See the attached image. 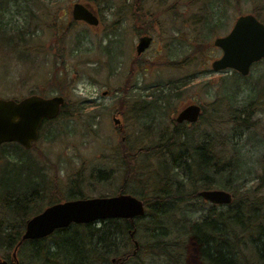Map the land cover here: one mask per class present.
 <instances>
[{"label": "rangeland", "instance_id": "1", "mask_svg": "<svg viewBox=\"0 0 264 264\" xmlns=\"http://www.w3.org/2000/svg\"><path fill=\"white\" fill-rule=\"evenodd\" d=\"M74 1L0 0V31L5 36L0 38V97L62 92L67 100L65 113L46 123L37 147L28 150V156L46 170L53 187L56 183L62 193H69L74 189L73 178L82 172L80 187L86 196L115 194L124 179V145L140 149L155 143L160 131L170 134L178 111L192 102L203 106L196 122L200 127L227 135L225 125L213 127L210 121L225 118L230 109L241 111L252 101L257 102L250 114L252 125L236 129L227 141L228 148L231 143L240 155L235 184L252 190L262 186L264 59L249 74L239 73L242 76L237 80L233 69L211 67L222 54L214 38L227 34L237 16L251 12V0H207L205 4L197 0H80L97 10L99 26L70 25ZM141 7L147 19L140 14L139 19L135 17L134 11ZM207 12L212 13L207 23L197 22ZM220 16L224 26L215 34L207 26ZM142 25L150 30L143 32ZM144 33L151 34L153 41L137 57L135 46ZM198 43L202 52L195 48ZM134 61L138 66L132 69ZM158 83L163 88L170 83L181 85L164 89L179 96L172 97L168 108H153L155 102L148 117L137 100L159 95ZM125 89L129 96L120 99ZM17 159V153L0 157L1 186L18 182V164L14 169L6 162ZM153 160L139 157L138 164L154 165ZM141 184L131 186L138 190ZM196 255L192 248L188 264H201Z\"/></svg>", "mask_w": 264, "mask_h": 264}, {"label": "trees", "instance_id": "2", "mask_svg": "<svg viewBox=\"0 0 264 264\" xmlns=\"http://www.w3.org/2000/svg\"><path fill=\"white\" fill-rule=\"evenodd\" d=\"M197 1L205 4L207 0ZM251 2V12L264 21V0ZM134 12L137 19L139 14L147 19L142 7ZM210 14L205 13L197 22L206 24ZM221 17L207 26L209 31L216 34L218 28L224 26ZM71 22L76 21L71 19L70 25ZM142 26L143 32L150 30ZM4 37L0 31V38ZM19 37L23 39L21 34ZM195 48L201 49V43ZM135 61L132 69L138 66ZM233 71L236 80L242 76ZM161 84H156L159 95L154 98L138 97L148 117L152 116L149 109L155 102L158 103L153 108H168L172 97L179 96L177 92L173 94L164 89L181 88V85L170 83L163 88ZM126 94L128 98L125 89L120 99L125 100ZM66 104L56 119L44 122L42 129L65 113ZM256 104V101L249 102L241 111L230 109L225 118L210 121L213 127L225 125L227 135L218 129L208 131L198 123L187 127L175 123L170 134L160 131L153 144L140 149L124 145L121 153L124 179L115 193H130L141 198L147 209L145 215L72 223L35 240L22 238L30 216L55 201L88 197L80 187L82 172L71 182L74 189L64 194L56 183L52 186L46 170L28 156V150L18 143L0 145L1 158L17 153L16 161L6 162L12 163L14 169L17 163L20 171L16 185H0L1 256L11 263L12 251L17 247L20 264H188L190 251L195 248L201 264H264V192H260L264 189V177L260 176L262 186L254 190L242 187V183L235 184L240 155L231 143L228 148L227 141V136L236 129L252 125L250 114ZM139 157L154 158V165L145 161L140 166ZM135 182L144 184L137 190L131 186ZM217 186L233 194L229 205L213 204L199 194L200 190ZM132 231L135 234L132 235Z\"/></svg>", "mask_w": 264, "mask_h": 264}, {"label": "water", "instance_id": "3", "mask_svg": "<svg viewBox=\"0 0 264 264\" xmlns=\"http://www.w3.org/2000/svg\"><path fill=\"white\" fill-rule=\"evenodd\" d=\"M72 16L75 20H83L91 25L99 23L98 16L79 1L72 6ZM151 41V35H141L136 54L140 55ZM214 45L222 49L221 56L212 62L214 70L232 68L247 75L252 64L264 57V22L253 13L241 14L227 34L214 39ZM64 101L62 95L43 97L32 94L20 100L0 98V144L16 141L27 149L31 148L39 136L43 121L58 116ZM200 114L201 106L190 103L178 112L176 121L196 122ZM114 120L120 122L116 117ZM200 194L216 204H228L232 200L231 193L224 189H204ZM144 214L143 201L130 194L69 199L51 204L28 219L22 237L40 239L72 223H89L108 218L132 219ZM13 256L15 264H19L16 252ZM0 264H7V261L0 259Z\"/></svg>", "mask_w": 264, "mask_h": 264}, {"label": "bare ground", "instance_id": "4", "mask_svg": "<svg viewBox=\"0 0 264 264\" xmlns=\"http://www.w3.org/2000/svg\"><path fill=\"white\" fill-rule=\"evenodd\" d=\"M232 200H233V197H232ZM232 200H231V202H232ZM131 234H132V235L135 234V231H134V232L132 231Z\"/></svg>", "mask_w": 264, "mask_h": 264}, {"label": "flooded vegetation", "instance_id": "5", "mask_svg": "<svg viewBox=\"0 0 264 264\" xmlns=\"http://www.w3.org/2000/svg\"><path fill=\"white\" fill-rule=\"evenodd\" d=\"M126 146H127V144H126Z\"/></svg>", "mask_w": 264, "mask_h": 264}]
</instances>
